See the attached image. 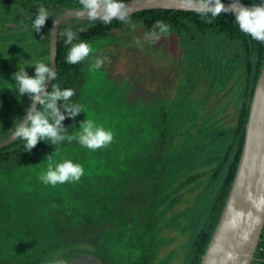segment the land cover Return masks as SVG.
Instances as JSON below:
<instances>
[{
	"label": "rangeland",
	"instance_id": "obj_1",
	"mask_svg": "<svg viewBox=\"0 0 264 264\" xmlns=\"http://www.w3.org/2000/svg\"><path fill=\"white\" fill-rule=\"evenodd\" d=\"M48 13L38 33L34 18L28 17L20 4L0 0L2 136L25 114L24 109L13 115L21 96L12 73L18 71V65H26L28 74L34 76L35 66L30 64L48 60L49 25L54 12ZM129 21L107 36L87 42L92 53L82 60L73 100L82 112L74 119L69 117L66 130L67 135H76L81 130L80 122L91 119L112 132V142L93 151L75 139H65L62 152H41L34 162L16 170H0V192L13 189L12 210L19 208L20 199L37 206L23 211L27 220H36L35 214L43 212L44 207L51 213L46 216L60 220L59 227L38 229V237L22 239L25 242L4 235L0 237V249L10 245L22 252L43 236L45 244H53L58 237L63 241L77 236L78 241L56 248L38 264L66 262L83 253L93 254L102 264H185L190 259L198 227L214 198L213 186H218L213 172L234 133L245 85L242 49L221 34L224 39H217L212 32L194 34L188 27L178 30L167 23H163L167 31L160 32L159 27L148 29L140 20ZM65 22L60 35L65 29H81L91 23ZM97 58L103 60L99 69L93 66ZM23 97L30 102L27 94ZM11 98L18 100L12 107ZM10 121L13 123L7 127ZM163 123L169 125V149L159 157L157 147L149 149V125ZM49 155L56 161L71 159L81 164L84 174L79 181L44 184L40 175L46 171ZM159 181L161 185L154 187ZM96 198V210L87 213L83 205L96 202ZM64 201L67 208L83 207L82 221L66 223L62 218L67 216L65 209L55 205ZM2 207L12 211L8 205ZM15 224L18 219L9 229L0 223V234L5 229L6 233L11 231Z\"/></svg>",
	"mask_w": 264,
	"mask_h": 264
},
{
	"label": "trees",
	"instance_id": "obj_2",
	"mask_svg": "<svg viewBox=\"0 0 264 264\" xmlns=\"http://www.w3.org/2000/svg\"><path fill=\"white\" fill-rule=\"evenodd\" d=\"M15 1L22 6V10L27 14L28 17L31 16L34 19L36 12L38 11V7L40 6L45 7L47 11H53L54 17L60 11L66 8H82L79 3V0ZM261 2H264V0H257L255 3ZM128 19L140 20L143 25L148 29H158V27H156V21L159 20L162 23H167L178 30L187 27L192 28L194 34L195 32H198L202 36H205L208 32H212V36H215L217 39H224L222 36H219V34H221L228 37L230 40L237 42L242 49V54L245 63V85L240 99L236 123L234 125V133L232 135L231 141L223 149V154L220 157L221 161L218 163L216 169L213 172V181H216L218 183V186H213L216 188L214 191V198L210 200L211 204L209 206L208 211L206 212L207 215L205 214L202 225L198 227V233L196 234V237L192 243L193 250L191 257L185 263L200 264L201 257L212 235L216 222L218 221L219 215L224 206L226 197L231 186V182L236 171L243 143L244 128L248 115L249 103L252 97L255 82L264 64V42L254 40L250 35L243 32L236 21L234 12L220 11L217 14L215 13V11L146 9L128 15ZM70 20L78 21L77 19ZM87 21L91 22L90 25H88L87 27L72 30L74 33H76L77 36V40L74 42H79L80 40L88 42L92 38L107 36L112 29L120 28L124 23L116 18L111 19L109 22H105L104 20L100 19ZM65 23L66 22L64 21L60 25L59 29L63 25H65ZM8 29L10 28H7L6 30ZM194 34L192 35L194 36ZM65 40H67V36H63L58 33L56 54V77L54 80H52L50 86L48 87V90L51 91V85L58 84L62 90L66 88H71L74 90L75 93V89L80 80L82 61L76 64H70L66 62L65 57L71 45L66 44L64 42ZM39 44L41 46V41ZM46 53L48 54V49ZM237 57H239V55ZM46 64H48V60H46ZM74 99L75 94L70 98V103H73ZM15 101L18 102V100H15L14 98L10 99L9 103L11 107L15 105ZM57 103L58 105H61V111L63 112L64 109L62 105L64 104V101L60 100L57 101ZM17 104L18 105L14 107V109L18 108L13 112L14 116H18L20 112L27 107L29 102L28 100H25L22 96ZM12 123L13 122L10 121L7 127H10ZM62 123L67 130L69 127V117L66 116L65 120ZM149 126V129L151 131L149 135V138L151 139L148 143L149 149L155 150V148L157 147V154L160 157L161 154L167 152L169 149L167 147L169 125L167 123H163L161 125ZM141 130H143V127ZM11 131H9V133ZM5 136L6 135H0V140L3 139ZM24 143L25 142L22 139H14L9 144L0 147L1 171L5 169L10 171L11 169L16 170L21 167V165L34 162L37 159L36 156L41 152H62L60 149L62 148V146H64L63 143L66 142L62 141L53 146L50 140L39 141L37 145L31 150V152L24 151ZM69 150L70 149H68L67 151ZM159 184L161 185V181H159L158 185L155 184L154 187H158ZM12 190L13 189L9 187L3 188V191L0 192V223H4V225L8 227L9 225L13 224L16 219H18V225L15 224L11 231L7 230V233L5 229L4 234H0V237L4 235L10 237L17 236L21 240V242H25L22 239H27L29 237H38L36 233L38 229L44 231L45 229H52L60 226V220L58 218L46 216L47 214H51L50 210L47 209L48 207H44L45 210L43 212H37V214H35L36 220L30 218H28L27 220L25 218V214H23V211L28 207H33L34 209H37V206H32L31 204L25 201L17 199V205H19V208H17L16 210H12L10 208L11 206H14V199H12L11 196L13 194ZM161 191L162 190H160V192ZM160 192L157 194H160ZM31 201L33 200H30V202ZM3 205H8L12 211L10 212L9 210H3ZM55 205H57L59 208H62V210L63 208L65 209L67 216H63L62 218H66V223L72 224L73 220H76L77 222L82 221L83 217L81 216H84V214L82 213L83 207L82 209H80V204L75 205V207H79L74 209L70 207L67 208L68 205L66 204V201L62 202V204L57 203ZM83 206L85 207L87 213L89 212L88 210H96L97 198L96 202L87 203ZM79 209L80 212H77L79 211ZM2 213L5 214L1 215ZM30 216L32 215L30 214ZM89 218L90 217L85 218L84 221L88 220ZM54 224H56L57 226ZM9 228L11 227H8V229ZM44 237L45 236L33 241V244L22 252L13 250L10 245H7L5 248L0 249V264H38L39 262L44 260L49 254L53 253V250H55L56 248L67 247L69 246V244L78 241L77 236H73V238L70 240L64 239L63 241H61V237H58V240L55 241L53 244H45L43 243ZM142 264L149 263L144 261ZM252 264H264V227L253 257Z\"/></svg>",
	"mask_w": 264,
	"mask_h": 264
},
{
	"label": "clouds",
	"instance_id": "obj_3",
	"mask_svg": "<svg viewBox=\"0 0 264 264\" xmlns=\"http://www.w3.org/2000/svg\"><path fill=\"white\" fill-rule=\"evenodd\" d=\"M82 10L86 12L90 19L101 18L105 22L116 18L124 23H130L128 19V9L123 0H79ZM217 7L215 13L223 9V5L216 0ZM235 13L236 21L240 29L250 35L254 40L264 42V2L253 3L251 8L245 7L241 0H233L230 5ZM49 16L47 9L38 7L33 25L36 32H40ZM156 27L160 32H166L167 26L161 21H156ZM67 36L64 42L71 47L65 57L67 63L76 64L89 57L92 47L86 41L77 40L76 33L70 28L62 33ZM155 36L156 33L151 34ZM103 60L97 58L94 67L99 69ZM35 75L30 76L26 71V65H18V71L12 73L15 88L19 96L25 94L29 97V106L25 108V115L20 118L11 133V138L22 139L25 143L24 151L31 152L39 141H51L52 145L67 139L69 142L77 140L82 146L97 150L110 144L113 140L111 131L103 126L97 125L93 120L86 119L80 122V132L76 135H67L63 121L66 116L75 118L82 112L79 104L70 103V98L75 94L71 88L61 89L58 84L51 85V91L46 87V81L54 80L56 73L48 64L42 61H35ZM63 100L64 111L57 101ZM84 174L83 166L74 163L71 159L56 161L52 155L47 157L46 171L40 175V180L44 184L57 185L66 182L79 181ZM47 264H66L64 260H50Z\"/></svg>",
	"mask_w": 264,
	"mask_h": 264
},
{
	"label": "water",
	"instance_id": "obj_4",
	"mask_svg": "<svg viewBox=\"0 0 264 264\" xmlns=\"http://www.w3.org/2000/svg\"><path fill=\"white\" fill-rule=\"evenodd\" d=\"M123 2L128 9V15L146 9L215 11L217 7L216 0H123ZM219 3L223 5L221 11L234 12L230 7L233 0H219ZM242 4L251 8L253 3L242 2ZM70 19L93 20L82 8L63 9L52 19L49 28L48 65L55 73L59 27ZM51 82L52 80L46 81L47 88ZM12 131L0 140V147L14 140L10 137ZM263 227L264 64L255 82L249 103L236 171L200 264H250ZM66 264L102 263L93 254L83 253L74 255Z\"/></svg>",
	"mask_w": 264,
	"mask_h": 264
},
{
	"label": "built area",
	"instance_id": "obj_5",
	"mask_svg": "<svg viewBox=\"0 0 264 264\" xmlns=\"http://www.w3.org/2000/svg\"><path fill=\"white\" fill-rule=\"evenodd\" d=\"M258 246V245H257ZM256 251V250H255ZM255 254V253H254ZM254 257V256H253ZM252 261H253V259H252ZM252 261H251V263L250 264H252Z\"/></svg>",
	"mask_w": 264,
	"mask_h": 264
},
{
	"label": "flooded vegetation",
	"instance_id": "obj_6",
	"mask_svg": "<svg viewBox=\"0 0 264 264\" xmlns=\"http://www.w3.org/2000/svg\"><path fill=\"white\" fill-rule=\"evenodd\" d=\"M72 257H73V256H72ZM68 260H69V259H68ZM68 260H67V261H68ZM67 261H66V262H67Z\"/></svg>",
	"mask_w": 264,
	"mask_h": 264
}]
</instances>
